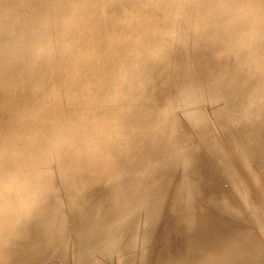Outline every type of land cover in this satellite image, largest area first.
<instances>
[{"label":"rangeland","instance_id":"obj_1","mask_svg":"<svg viewBox=\"0 0 264 264\" xmlns=\"http://www.w3.org/2000/svg\"><path fill=\"white\" fill-rule=\"evenodd\" d=\"M0 223V264H264V0H0Z\"/></svg>","mask_w":264,"mask_h":264},{"label":"bare ground","instance_id":"obj_2","mask_svg":"<svg viewBox=\"0 0 264 264\" xmlns=\"http://www.w3.org/2000/svg\"><path fill=\"white\" fill-rule=\"evenodd\" d=\"M133 22V21H132ZM257 29V28H256ZM148 81H150V80H148ZM151 86V85H150ZM146 90H148V88H146ZM143 92H144V90H143ZM166 111V110H165ZM133 118V117H132ZM133 123V125H134V127H135V129H136V122L134 121V122H132ZM160 123V122H159ZM135 129H134V131H135ZM133 131V132H134ZM137 133V132H136ZM131 140V139H130ZM133 140V139H132ZM149 158H151V157H149ZM152 159V158H151ZM150 159V160H151ZM149 162V161H148ZM148 166H149V163L147 164ZM142 166V165H141ZM136 167H138V166H136ZM143 167V166H142ZM144 167H147V166H144ZM155 167H158V166H155ZM155 167H153V168H155ZM141 168V167H140ZM153 168L152 169H150V170H153ZM143 169V168H142ZM141 169V170H142ZM145 169V168H144ZM159 169V168H158ZM162 171V170H161ZM127 174H128V172H126ZM150 173V172H149ZM148 173V174H149ZM164 174H166L165 172H164ZM154 174L152 173V176H153ZM127 176V175H126ZM151 176V177H152ZM156 176V175H155ZM130 179V178H129ZM141 181V180H140ZM145 182V181H144ZM149 183V182H148ZM147 183V184H148ZM141 184V183H140ZM146 184V185H147ZM153 184H151V186H152ZM147 186H150V185H147ZM129 190V189H128ZM123 193H125V190H124V192ZM114 196V195H113ZM117 197V196H116ZM124 197H125V194H124ZM113 198V197H112ZM105 199V198H104ZM113 199H115V198H113ZM123 199V198H122ZM120 201H123V200H121L120 199ZM132 202V201H131ZM121 203V202H120ZM113 205V204H112ZM188 206V205H187ZM189 216V215H188ZM191 218V217H190ZM183 220V219H182ZM189 221V220H188ZM4 223H5V221H3ZM188 223V222H187ZM103 225V224H102ZM105 225V224H104ZM10 229H11V227H10V224L8 225V224H2V223H0V232H2V233H4V232H6L7 233V231H10ZM104 230V229H103Z\"/></svg>","mask_w":264,"mask_h":264}]
</instances>
